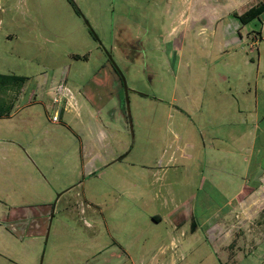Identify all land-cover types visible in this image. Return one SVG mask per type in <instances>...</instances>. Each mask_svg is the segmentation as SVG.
Segmentation results:
<instances>
[{
    "label": "rangeland",
    "instance_id": "obj_1",
    "mask_svg": "<svg viewBox=\"0 0 264 264\" xmlns=\"http://www.w3.org/2000/svg\"><path fill=\"white\" fill-rule=\"evenodd\" d=\"M73 1L82 15L70 0H0V75L26 78L47 72L52 77L58 69V78L69 77L98 93L95 104L109 107L108 115L122 112L127 127H116L120 141L110 156L116 162L82 177L70 191L62 190L70 180L63 181L57 185L61 194L51 192L48 205L27 190L24 197L15 193L9 175L22 169L4 166L0 264H104L105 259L111 264H130L132 259L136 264H264V214L241 222L233 213L238 174L250 186L264 173V122L255 133L259 139L253 151L251 118L245 122L247 115L239 112L248 100L238 95L243 88L255 94L258 75L249 63L257 62V47L251 41L234 42V22L227 26L228 21L215 18L213 4L187 10L181 0ZM25 82L11 84L18 89ZM99 82L114 84L113 92L112 87L97 86ZM4 85L0 81V88ZM50 110L53 118L56 110ZM259 111L264 112L263 105ZM225 127V141L213 143L212 137ZM176 134L184 139L175 140ZM2 136L9 138L10 133ZM188 141L194 149L186 147ZM176 143L182 150L171 158ZM209 145L226 151L222 161L221 153L216 159L205 154ZM4 153L2 161L9 156ZM27 164L34 169L30 173L36 172ZM134 164L146 165V178ZM47 176L53 183V172ZM171 197L190 203L193 218L181 214L174 221L166 204ZM16 205L31 207L32 219L14 217L10 209ZM222 209L231 213L226 219L229 234L216 241L220 235L199 225L208 217L219 221ZM26 220L39 228L23 232ZM194 223L196 235L171 247L176 228L191 232Z\"/></svg>",
    "mask_w": 264,
    "mask_h": 264
},
{
    "label": "crops",
    "instance_id": "obj_2",
    "mask_svg": "<svg viewBox=\"0 0 264 264\" xmlns=\"http://www.w3.org/2000/svg\"><path fill=\"white\" fill-rule=\"evenodd\" d=\"M180 3H182L183 8L187 7V10L195 8L196 5L211 6L213 4L214 12L216 13L214 15L215 18L219 19V21H228L229 24L227 26L234 22L235 31H230V33L234 32L235 34L234 42L243 45L245 42L251 41L252 46L257 47V62L251 61L249 63L251 65L250 70L255 66L258 75L255 82V94L252 89L248 90V88L246 91L244 88L239 90L243 94L246 93L244 96L243 94H238L242 101L243 99L248 100V107L243 101L244 105L241 106L239 112L247 115L245 116V122L248 116L251 118L249 134L252 136V146H254L252 149L254 151L259 139L255 133L259 134L260 122H264V112L260 114L259 111L260 105L264 106V95L261 96L259 93V91L264 93V12L249 23H243L239 16L255 6L264 5V0H181ZM61 71L65 72V70ZM58 72V69L53 70L51 72L52 77L47 72H41L39 76H26V82L18 89H15L12 84L4 85L0 88V171L3 170L6 164L9 166L6 167L12 170L14 167V170L21 168V173H17L18 176L9 175L11 178L9 182L12 184V188L16 190L15 193H20L21 197H24V191L27 190L29 193L37 195L41 200V204L45 205H48L49 201L52 200L51 192L55 197L61 194V189H57V185L63 186L62 184L66 180H70L69 185H64L62 188L64 192L70 191V188L78 185L82 177L94 175L116 162L114 157L110 158L113 155L112 152L115 145L120 141L119 136L117 137L115 133L116 127H122L124 130L127 127V124L123 123L122 112L108 115L109 107H101L95 104L99 101L98 97L100 95L98 93L86 89L84 85L77 81L70 82L69 77L58 78L56 76ZM121 74L123 75L122 71ZM124 79L126 82L125 88L128 90L127 79L125 77ZM259 80H261L260 83ZM102 81H106V78L102 79ZM97 86L112 87L111 93L114 90V84L109 82H99ZM15 91L16 93H14ZM12 93L14 94L11 95ZM24 97L29 98L24 101ZM50 107L56 110L54 114L57 115L59 113L58 120H54L56 115L51 118ZM50 123L57 127L54 129L53 126L49 127ZM76 126L78 131L74 129ZM226 129L225 127L223 133L220 132V134L212 137L213 143L217 141L219 143L221 139L225 141L227 136ZM3 130L10 133L9 138L5 139L2 136ZM176 135L175 140L184 139L182 136ZM241 138L240 134V143ZM185 144L188 149L195 148V144L190 141ZM4 145H9V147ZM174 146L176 147L172 150L171 158L182 150L177 143ZM209 147L211 149L206 150L205 154L210 157L213 156V159H216V157L220 158V156L215 155L222 154L221 149L217 151L212 145H209ZM4 151L9 156L4 153V155H7V159L4 158L2 161L1 156ZM247 151L251 153V147L247 148ZM29 152L34 154L39 161L30 157ZM239 152V160L242 162V155L244 154L242 146H239ZM24 155L28 158H25ZM222 155L221 161L224 159L226 151ZM184 156L187 155L184 153ZM245 156V161L248 162L249 159H247V155ZM187 157L192 156L190 154ZM210 157H205V161L209 164L212 161ZM13 161L18 162V165L13 164ZM27 163H31L36 168V172L30 173L34 169L29 167ZM213 163L215 162L213 161ZM134 167L146 178V165L137 166L134 164ZM241 169L242 166H240L239 170L241 171ZM50 172H53V183L49 181L50 179L47 176ZM238 176L241 182L239 192L236 195L238 204L234 208L233 213L242 222L245 218L248 219L264 214V173L250 186L248 182L244 181L243 173H239ZM207 181L212 186L215 185L214 180L207 178ZM67 186L69 189H66ZM133 187H136V184H133ZM186 202H177L172 197L166 201V204L169 205L168 209L175 213L171 215L173 216L171 218L174 219L181 214H187V218H193L194 210L192 205ZM255 203L257 204L254 209L253 205ZM220 211L223 214L219 215V221L212 222L213 218L208 217L206 219L207 222L204 221L202 225H199L207 227L206 231L209 234L216 232V234L220 235L219 238L215 237L216 241L221 240L223 235L229 234L226 219L229 218L231 213L223 209ZM10 213L14 217L20 218V220H23L24 217H28L27 219L29 220L32 219L34 210L29 206L16 205L10 209ZM28 220L22 221L23 232H26L29 228H39V226H34ZM176 220L175 218L174 221ZM243 224L240 223L239 226L243 227ZM194 225L195 223L191 228V232H188L184 226L177 227L178 236L173 237L170 244L171 247L176 248L180 238L181 240L182 238L186 240L190 234L196 235V229L198 230V228ZM102 248L106 249V246ZM131 261L130 264H136L135 260L132 259ZM256 261L260 260L257 258ZM102 262L111 264L108 259Z\"/></svg>",
    "mask_w": 264,
    "mask_h": 264
},
{
    "label": "trees",
    "instance_id": "obj_3",
    "mask_svg": "<svg viewBox=\"0 0 264 264\" xmlns=\"http://www.w3.org/2000/svg\"><path fill=\"white\" fill-rule=\"evenodd\" d=\"M70 1L75 6L76 11L82 15V12L78 8V6L74 3V1L73 0H70ZM263 12H264V5L261 4V5H258V6H255L251 9H249L246 13L239 16V18L243 23H249L253 19L259 17ZM86 23L89 25V22L87 20H86ZM90 30H91L92 34L94 35V37L96 39H98L97 35L95 34L94 30L91 27H90ZM113 65H114V68L116 69V72L121 75L123 83H125V79H124L123 75L121 74V71L119 70L117 64L114 62ZM18 80L24 81V80H26V78L25 77H19V76H11V75H0V81H3L4 84H11L12 82H15Z\"/></svg>",
    "mask_w": 264,
    "mask_h": 264
},
{
    "label": "built area",
    "instance_id": "obj_4",
    "mask_svg": "<svg viewBox=\"0 0 264 264\" xmlns=\"http://www.w3.org/2000/svg\"><path fill=\"white\" fill-rule=\"evenodd\" d=\"M54 120H58V118L55 116V117H54Z\"/></svg>",
    "mask_w": 264,
    "mask_h": 264
}]
</instances>
